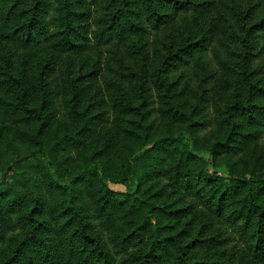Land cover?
I'll list each match as a JSON object with an SVG mask.
<instances>
[{
	"label": "trees",
	"instance_id": "trees-1",
	"mask_svg": "<svg viewBox=\"0 0 264 264\" xmlns=\"http://www.w3.org/2000/svg\"><path fill=\"white\" fill-rule=\"evenodd\" d=\"M248 1L221 30L222 0H0V44L56 56L110 46L120 64L118 158L79 163L84 148L71 152L96 133L94 105L77 110L89 83L69 78L64 103L84 119L53 135L52 89L1 52L0 147L12 158L0 154V264H264V0ZM180 17L187 38L153 53L149 35ZM221 50L224 77L207 62Z\"/></svg>",
	"mask_w": 264,
	"mask_h": 264
},
{
	"label": "rangeland",
	"instance_id": "rangeland-1",
	"mask_svg": "<svg viewBox=\"0 0 264 264\" xmlns=\"http://www.w3.org/2000/svg\"><path fill=\"white\" fill-rule=\"evenodd\" d=\"M242 0H222L219 10L221 12L216 15L215 20L217 25L221 30L228 29L231 26H236L237 21V12L235 11V6L237 2ZM243 8H246L250 1L245 2ZM256 5V1L254 2ZM256 12L261 16V13H264V3L259 2ZM253 4V3H252ZM191 19L186 21L181 17L178 18L173 25V27H165L163 30L157 33H151L149 35V46L150 49H153V53L158 49H166L169 45H172L173 42L175 45L179 46L186 38V26L189 25ZM192 21V20H191ZM238 27V26H237ZM240 29V28H238ZM173 32H175V39H173ZM170 35V36H169ZM264 38V36H263ZM124 45L121 44L118 46V51L116 54L124 50ZM224 51V50H223ZM1 52L8 56L15 67V71L20 75H27L30 79L43 80L45 82V87L52 89L54 96L52 100L51 107L46 106V114L49 115L50 121L52 124L51 131L53 135H63L74 133L76 129L80 127V122L83 117H79L74 114L71 106L64 101L68 100L66 95L69 78L75 79L80 78L82 82L80 87L88 84V96L85 100L80 101L81 107H78V112H84L87 107L93 106L92 110H89L87 113V118L90 121H93L96 133L92 134V137L85 141L79 150H73L71 152L74 154L73 158H78L80 154L81 159L77 160L79 163H83L84 158L94 154L99 150H104L106 155L108 152H111V156L114 159H117L116 153H120V146L118 143L119 136L117 137L118 129L113 127L114 123V114L109 108L111 96L115 94L114 85L120 83V79L117 76V69L120 64L114 58V49L109 47H101L97 50H91L89 53L82 56H68V55H54V51L50 45H42L41 47H32L31 49H23L17 46H11L8 44H0V54ZM220 59H213V56L207 59L211 65L214 66L215 71L219 76L226 75V70L224 68L230 67L228 63V54L220 52ZM154 57V56H152ZM219 60V61H218ZM259 64L262 67V74L264 78V56L259 60ZM93 73L92 78L86 79L89 75ZM45 77V79L43 78ZM196 84H193V87ZM103 96L104 99H107L106 105L104 104L100 107L98 101L100 100L99 96L96 97V94ZM64 96H67L64 98ZM86 115V114H85ZM97 117V118H93ZM14 121H10V128L14 129ZM118 127V126H117ZM22 131L29 133L31 132V127L23 126ZM16 130L14 131V133ZM105 141L108 146L105 148ZM18 144V141L15 142ZM20 145V144H19ZM264 147V135L260 143ZM27 148V147H26ZM82 148L83 151L79 152ZM264 153V148H262ZM79 152V153H78ZM5 154L8 160L12 158L10 146L0 147V154Z\"/></svg>",
	"mask_w": 264,
	"mask_h": 264
}]
</instances>
